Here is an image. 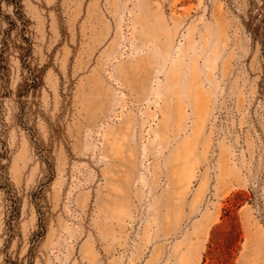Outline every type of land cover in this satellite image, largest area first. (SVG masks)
<instances>
[{
	"label": "rangeland",
	"instance_id": "374dc122",
	"mask_svg": "<svg viewBox=\"0 0 264 264\" xmlns=\"http://www.w3.org/2000/svg\"><path fill=\"white\" fill-rule=\"evenodd\" d=\"M0 264H264V0H0Z\"/></svg>",
	"mask_w": 264,
	"mask_h": 264
}]
</instances>
